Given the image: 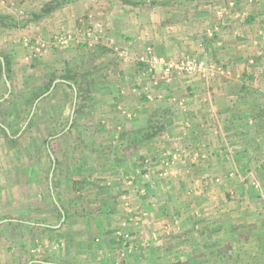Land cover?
Masks as SVG:
<instances>
[{
    "label": "rangeland",
    "instance_id": "rangeland-1",
    "mask_svg": "<svg viewBox=\"0 0 264 264\" xmlns=\"http://www.w3.org/2000/svg\"><path fill=\"white\" fill-rule=\"evenodd\" d=\"M48 1L0 0V10L24 18ZM252 1L258 19L257 25L250 27L255 37L245 45L246 58H250L245 77L256 83L257 91L253 92L260 108L264 107V0ZM171 11L170 4L134 7L122 0H71L28 28L0 30V54L11 61L9 81L15 92L12 101H7L9 95L0 102V120L6 122L2 124L8 134L11 131L7 125L15 126L34 92L51 74L61 77L67 66L90 73L76 123L74 138L84 139L78 151L76 142L67 135L70 129L54 138L69 125L77 90L72 83L74 94L69 88H56L65 82L59 78L55 80L59 81L56 89L41 100V108H36L31 128L25 129L22 138L17 137L20 132L14 136L20 138L16 144L0 131V222L10 220L0 224V264H195L194 259L206 263L210 257L205 246L235 235L232 227L264 233V160L245 174L248 201L229 199L239 205L235 214L200 223L201 228H194L193 221L187 219L185 232H177L173 224L175 206L166 192L172 183L160 179V173L170 168L169 158L163 164L154 162L169 157L164 155L168 137L146 141L121 162H114V157L111 164L104 163L96 153L107 147L114 151L124 132L145 129L150 115L162 106L172 110L173 94L179 98L186 93L182 86L171 89V83L222 75V55L229 51L221 47L218 52L212 46L220 43L213 34L214 19L209 21L211 48L206 50L207 55H199V51L179 46L181 41L175 35L178 25L171 22ZM151 51L152 56L147 54ZM191 58L203 62L207 70L166 74L169 64ZM49 149L55 153V161L57 158L61 162L58 189L71 216L56 232L43 229L62 220L48 178L51 163L42 152ZM73 155L81 160L75 161ZM40 162L46 167L38 176L35 171ZM139 187L146 191L140 193ZM124 195L130 200H124ZM124 235L126 240H122ZM192 253L195 256L191 257Z\"/></svg>",
    "mask_w": 264,
    "mask_h": 264
},
{
    "label": "crops",
    "instance_id": "crops-1",
    "mask_svg": "<svg viewBox=\"0 0 264 264\" xmlns=\"http://www.w3.org/2000/svg\"><path fill=\"white\" fill-rule=\"evenodd\" d=\"M252 2H168L173 10L170 20L178 25L175 35L181 41L179 46L184 45V48H192L203 55L207 50L205 47L213 40L209 38L208 32L209 21L214 19L215 28L212 25L211 28H214L213 34L216 38L219 37L220 43L215 42L212 46L218 52L221 47H226V51L230 53L222 55L223 70L219 71L222 75L187 79L182 84L171 83V89L182 86L186 96L176 98L173 94L170 99L175 102L174 106H170L173 109L166 110L163 106L160 109L168 111L169 115L166 117L171 118L162 134L168 137V143L164 145L168 149L164 155L169 157H165V160L162 157V160L154 162L163 164L169 158L167 163L170 168L160 173L163 178L160 179L162 182L168 180L172 183L171 189L166 192L170 194L172 205L175 206L173 224L177 232H185L187 227L184 220L187 219L193 221L194 228H201L200 223L235 214V208L239 205H234L235 202L229 199L248 201V185L243 184L246 182L245 174L256 166L258 168L264 160V122L253 117V110L258 109L259 104L257 94L253 92L257 91L256 83L245 77L248 75L246 70L250 59L246 58L245 51L248 48L245 45L247 41H253L255 32L251 28L257 25L258 19V10H255L256 6ZM250 19L253 21L248 22ZM243 20L245 26L242 29ZM250 31L252 33L249 34ZM159 43L163 44L162 41ZM175 48L177 49V45ZM209 48L211 47L208 46ZM147 54L152 56L153 53L151 51ZM260 108L264 109L263 106ZM140 188V193L146 191L145 188ZM158 188H154L155 191ZM123 199L130 200V196L124 195ZM129 204L127 201L126 205ZM246 204L248 203H243ZM130 209L131 207L128 208L129 211Z\"/></svg>",
    "mask_w": 264,
    "mask_h": 264
},
{
    "label": "trees",
    "instance_id": "trees-1",
    "mask_svg": "<svg viewBox=\"0 0 264 264\" xmlns=\"http://www.w3.org/2000/svg\"><path fill=\"white\" fill-rule=\"evenodd\" d=\"M122 1L125 4L132 5L134 7H143V6L147 7V6H153L159 3L162 4V6H164V5L169 4L171 0L170 1L164 0L163 2H159V0H122ZM69 2H71V0H50L47 3H45L40 8L39 11L32 12L29 16L24 17V18H20V17H17L15 15H12L10 13L0 10V30H15V29L28 28L31 24L40 22L41 20L50 17L57 10L61 9L63 6H65ZM252 21L253 19H250V21L248 20V22H252ZM205 49H208V46H206ZM0 57H3L5 60L6 74H7L8 79L12 81V77H11L12 70H11L10 59L4 54H0ZM77 69H78L77 67L67 66L66 69L64 70V74L61 77H57V75L51 74L48 77V80L40 86L38 91L34 92L32 96V100H31L32 102L28 105L25 112L22 113V115H20V118L18 119L15 126L7 125V127L11 131V134H8L7 131L2 126H0V131L4 134V136L10 143L16 144L18 140L24 136L26 131H24V133L18 140L14 139V136H16L20 132L22 126L24 125L27 118L29 117L34 102L44 93L48 92L53 82L59 78V79L64 80L65 82L59 83L56 86V88H60V87L69 88L70 91L74 94V89L72 87V84H74L78 91V104H77V109L75 113V118H74L72 127L67 132V135L68 137L71 138L72 143L76 142L77 151L79 150V148H82V145L84 144L83 137H79L78 139H75L74 137H75V131L77 128V124H76L77 117L80 116L81 110L83 108V105H81L83 94L87 92V89H88L87 88L88 83L86 82L87 81L86 78L89 77L90 73L89 74L84 73V72L79 73ZM0 75H1V78H0V93H1L0 99H1L8 92V88L4 80L3 66H2L1 60H0ZM14 95H15V92L13 89L7 101H12L13 100L12 98ZM44 100L38 104L37 109L41 108V103L44 102ZM257 108L258 109L253 110V117L259 118L261 122H264V109H261L259 107ZM167 115H169L168 111L158 110V112L150 115L148 125L145 129H139L135 131V133H129V132L122 133L120 136L119 143H118L119 145L115 147L114 151H112L111 149L112 147L111 148L107 147V148H103L101 151H97L96 153L100 154L102 156V160L105 161L104 163L107 162V164L109 163L111 164L112 158L114 157L115 159H117L114 162H121V161L129 159L130 158L129 156H131L133 152L138 150L140 145H143L146 141L154 140L156 137L161 136L165 132V130L168 127L167 119H166ZM35 118H36V114L33 116L29 126L27 127V130L31 128V125L33 124V121H35ZM0 121L1 123L6 125V122L4 120H0ZM42 152H45V155L48 156L49 162L51 163V166L48 172L50 173L52 169V159H51L50 153L49 152L46 153V150ZM112 153H113V156H112ZM39 155L41 158H43V156L41 155V151ZM74 155L72 159H74L75 161L81 160L80 157H74ZM60 165H61V162L56 158V168H55L54 176H53V187H54L55 195L58 199V202L61 204L62 209L65 212V215H66L65 221L67 222L69 221L71 216L67 212V209L61 202L59 189H58V186L60 183V176H61ZM43 166L45 165L40 162L39 167L36 168L35 172L36 174H38V176H41L40 174H41V171H43L42 170ZM262 169L264 170V163L262 164ZM56 208L59 210L58 206H56ZM59 215L62 218V214L60 210H59ZM43 229L46 231H50V232H56L58 230V229H54L51 227H45ZM232 231L235 235H230L226 239H223V241L208 243L207 246H205V249L208 251V255L210 257V260L208 262L206 263L204 261L200 262L194 259L195 264H264V233L260 234L250 229L247 230L240 226L232 227ZM193 256H195V253L191 254V257ZM45 262H49V261L45 260Z\"/></svg>",
    "mask_w": 264,
    "mask_h": 264
},
{
    "label": "water",
    "instance_id": "water-1",
    "mask_svg": "<svg viewBox=\"0 0 264 264\" xmlns=\"http://www.w3.org/2000/svg\"><path fill=\"white\" fill-rule=\"evenodd\" d=\"M0 60L2 61L4 80H5L6 85H7V87H8V93L5 95L4 98L0 99V102H3L5 99H7V98L9 97V95H10V93H11V91H12V85H11V83H10L8 77H7V74H6L5 60H4L3 57H0ZM58 82H59V81H55V82L52 84L50 90H49L48 92H46L45 94H43L42 96H40V97L35 101V103H34V105H33V108H32V111H31V113H30V116H29L27 122L25 123V125L23 126L22 130L20 131V133L17 135V137H20V136L23 134V132L25 131V129L27 128L28 124L30 123L32 117H33L34 114H35V111H36V108H37L39 102H40L42 99H44L45 97H48V96L52 93V91L54 90V88H55V86H56V84H57ZM77 99H78V91L75 89L74 103H73V109H72V113H71V117H70L69 125L67 126V128L64 130L63 133H61V134L55 136L54 138H58V137H60L62 134L66 133V132L71 128V126H72V124H73V120H74L75 111H76ZM0 126H2V127L8 132V129H7L2 123H0ZM49 153H50L51 158H52V160H53V166H52V170H51V172H50V177H49L50 188H51V192H52V196H53L54 202H55V204L59 207V209H60V211H61L63 217H62L61 223H60L59 225H57V226H48V227H51V228H54V229H59V228L62 226V223L65 221V219H66V215H65L64 210H63L62 207L60 206L58 200L56 199V196H55V193H54V188H53V176H54V171H55V168H56V161H55L54 155H53V153H52V151H51L50 149H49ZM7 221H10V220H4V221L0 222V224L5 223V222H7ZM45 226H47V225H45ZM37 262H40V261H37ZM41 263H45V262H41ZM28 264H33V262L28 263ZM51 264H54V263H51Z\"/></svg>",
    "mask_w": 264,
    "mask_h": 264
},
{
    "label": "built area",
    "instance_id": "built-area-1",
    "mask_svg": "<svg viewBox=\"0 0 264 264\" xmlns=\"http://www.w3.org/2000/svg\"><path fill=\"white\" fill-rule=\"evenodd\" d=\"M63 38H61L60 40L61 41L64 40ZM44 46L45 45H43V47ZM206 70H207V67H205L203 62L198 61L196 58H191V59H187L185 61H181L178 63L169 64L165 72L167 75L173 73L174 71L177 73L195 74L198 72H205ZM125 237H127V235H124V237H122V240H124Z\"/></svg>",
    "mask_w": 264,
    "mask_h": 264
}]
</instances>
